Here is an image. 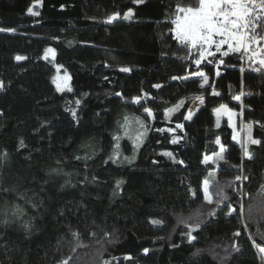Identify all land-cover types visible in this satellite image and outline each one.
<instances>
[{"label": "trees", "instance_id": "obj_1", "mask_svg": "<svg viewBox=\"0 0 264 264\" xmlns=\"http://www.w3.org/2000/svg\"><path fill=\"white\" fill-rule=\"evenodd\" d=\"M178 6L198 0H0V264H264L253 243L264 246V67L238 52L194 65L172 33ZM256 23L262 39L264 15ZM220 105L238 113L241 142L226 119L217 126ZM125 115L148 131L134 159L113 161ZM176 124L173 143L164 127Z\"/></svg>", "mask_w": 264, "mask_h": 264}, {"label": "snow or ice", "instance_id": "obj_2", "mask_svg": "<svg viewBox=\"0 0 264 264\" xmlns=\"http://www.w3.org/2000/svg\"><path fill=\"white\" fill-rule=\"evenodd\" d=\"M39 2V0H38ZM141 0H134V3H140ZM256 9H260L264 12V0H198V6L196 7H177V12L182 13L183 15H178L173 23L176 24V36L179 42L182 44H186L189 46V50L198 49L200 59H197L195 63L200 65L201 61L205 59V52H208L209 55H214V53L209 52L208 50L215 45L216 52H221L222 46L227 45V51H224L222 54L227 56L230 52H239L243 49L244 52H248L250 50V45L252 43H258L257 36L255 35V30L257 28V23L260 19V15L257 14ZM27 12L31 15L38 16L39 12H34L32 7L27 9ZM119 14H113L108 18V21H114L118 18ZM132 16V10L129 9L127 13L124 14V19H130ZM251 33V34H250ZM218 38V39H217ZM264 39V38H262ZM47 51L51 52L52 49H48ZM256 54L253 53V56ZM47 58V57H45ZM25 57L17 56L16 60H23ZM252 59V57H249ZM223 61H221L222 63ZM211 63V62H210ZM259 64L264 66V59L259 60ZM121 71L128 72L130 69L122 68ZM243 71V69H242ZM194 75L200 76L203 78L204 83H208V77L204 72H197ZM186 78V77H185ZM107 79V77H105ZM175 79V78H174ZM156 88H160L161 85H154ZM203 87V84L201 85ZM4 84L0 81V90H3ZM58 90H60V85L57 84ZM214 95H219V93H213ZM116 95H122L117 93ZM243 95V93H241ZM147 94H145V98ZM235 100H240L241 96L234 97ZM141 97H136L134 99L135 103H140ZM79 103V101H77ZM183 102L177 104L175 108L169 109L168 111L177 110ZM203 103V100H201ZM226 105H221L220 108L215 109V111L219 114L222 110H226ZM145 112L148 113L149 116H152V110L149 108L144 109ZM229 115V120H231V113H227ZM73 117L76 116V112H72ZM186 119L192 118V113L189 112ZM141 128H144L143 132L136 134L133 139L134 147L138 146L143 142V137L146 135L148 129L145 127L144 122L140 120L139 117L136 118ZM129 118L127 116L124 117V124L120 125L121 128L124 129V135H128V124ZM119 123V122H118ZM217 126H219V117L217 118ZM251 128L252 125H247L248 130V142L251 144H259L260 141L251 138ZM158 131H163V129H158ZM117 141L116 148H119L118 141L120 136L113 137ZM235 140L236 137L233 136ZM176 143L175 140L172 141ZM217 144H220L219 138H217ZM21 146H24V142L21 140ZM225 149L221 145V153H223ZM168 155H171L170 153ZM0 156L6 157L7 153L4 152L0 154ZM119 156L118 152H114V155L110 157V159H117ZM245 156L251 158L250 153L245 149ZM220 159H223V156H219ZM80 159V157H77ZM128 159V157H125ZM209 162V157L205 156L203 163L207 164ZM215 162V161H213ZM57 164H60L61 161L57 160ZM181 163H183L181 161ZM52 171L56 172L59 169H52ZM237 180L241 179V177H236ZM247 179V177H244ZM120 181H117L119 185ZM203 192L204 199L208 203H212V196L209 194V181H203ZM220 194L219 192L217 193ZM22 210L17 208V212L20 213ZM193 228V226H189ZM200 227L199 224H196L193 230L198 229ZM239 234V233H237ZM74 236H78V233H73ZM258 251L264 254V246L259 244H255ZM148 249H144V252L147 253ZM130 258V257H125ZM62 264H68V261L62 262ZM107 264V262H105Z\"/></svg>", "mask_w": 264, "mask_h": 264}, {"label": "rangeland", "instance_id": "obj_3", "mask_svg": "<svg viewBox=\"0 0 264 264\" xmlns=\"http://www.w3.org/2000/svg\"><path fill=\"white\" fill-rule=\"evenodd\" d=\"M178 15H183V14L177 12L175 14V16L173 17V19H172V33H173L175 38H177V36H176V24L173 23V21L176 19V17ZM262 38H264V36ZM257 40H258V43H252L250 45V50L248 52H244L243 49H241V51L238 52V53L243 55L242 57H243V59L245 61H251L252 63H259L260 59H264V39H259L257 37ZM187 47L189 49L188 45H187ZM227 48H228L227 45H223L222 49H221V52H216L215 45H213L212 48L209 49L208 51L212 52L214 54H218V55L223 56L222 53L224 51H227ZM48 49H52V48L51 47L46 48L45 52L43 54V57L44 58L47 57L45 59H47V60H49L50 62L53 63V66H54V75H53V78H52L53 84H54L55 88L57 89V91H59V92L66 91V90H68L70 88V77H69V74L64 69V67H62L60 64H57L54 61V51L49 52V51H47ZM190 52H191V54L193 56L194 65L198 66L195 63V61L197 59H200L198 49H191ZM253 53H255L256 55L253 56ZM209 56H211V55H209L208 52H205V57L206 58L203 59V60H206ZM249 57H252V59H249ZM202 61H201V63H202ZM57 84L60 85V90H58ZM201 100H202V98L200 96H197V97L194 98V101H193V103H192V105H191V107H190V109L188 111V114H189V112L193 113L197 109V107L201 104ZM220 106L217 107V108H220ZM228 112L231 113V120H229V115L227 114ZM215 115H216V120H217L218 117H219V121L222 118L226 119L228 125L232 129L233 136L236 137L235 140L241 142L242 138H243L242 130H241L242 129V123H238L237 122L238 113L236 111L231 110V109H229L227 107L226 110H222L221 113H219V114L215 111ZM125 116H127L129 118V121H130L129 124H128V133L129 134L128 135H124V129L120 127V125L124 124V117H123L121 119L119 125L117 126V129L115 130V134H114V136H120V139L118 141L119 148L118 149L116 148L117 141L114 139V142H113V145H112V148H111V151H110V157H112L114 155V152H118L119 153V156H118L117 159H115V160L111 159L113 161L121 160V161L130 162L132 159L135 158L137 149L141 145V143H140L138 146L134 147L133 139L136 136V134H138L140 132H143L144 128L140 127L139 123L136 120L137 117L131 116V115H125ZM164 128L173 135L172 136V141L173 140L177 141L179 139V137L175 134V131H176L177 128H181L180 124H176L175 125V129L173 127H171V125H167ZM123 139H127L129 141L130 145H131L132 150H131V152L129 154H124L122 152V149H121V146H120V142ZM144 139H145V136L143 137V141H144ZM205 156L209 157V161L211 160L210 155L205 154L204 157H203V161H204ZM125 157H128V159H125ZM217 157H218V155H217ZM55 177H56V180L60 178V180H62L64 182L71 181V178H72L70 175H68L66 173H59V172L57 174H55ZM202 189H203V184H202ZM257 251H258V249H257ZM258 253L260 254L259 251H258Z\"/></svg>", "mask_w": 264, "mask_h": 264}, {"label": "built area", "instance_id": "obj_4", "mask_svg": "<svg viewBox=\"0 0 264 264\" xmlns=\"http://www.w3.org/2000/svg\"><path fill=\"white\" fill-rule=\"evenodd\" d=\"M256 12H257V14H259L260 16L261 15H264V12H262L260 9H256ZM251 34V33H250ZM256 35V34H255ZM259 38V37H258ZM259 39H261V38H259ZM254 62V61H253Z\"/></svg>", "mask_w": 264, "mask_h": 264}, {"label": "crops", "instance_id": "obj_5", "mask_svg": "<svg viewBox=\"0 0 264 264\" xmlns=\"http://www.w3.org/2000/svg\"><path fill=\"white\" fill-rule=\"evenodd\" d=\"M230 127V126H229ZM242 130V129H241Z\"/></svg>", "mask_w": 264, "mask_h": 264}]
</instances>
